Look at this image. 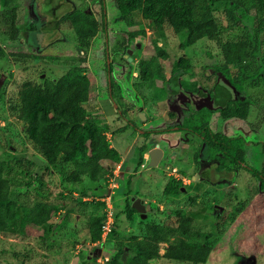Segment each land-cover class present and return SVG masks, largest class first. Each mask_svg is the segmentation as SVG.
I'll return each instance as SVG.
<instances>
[{
    "label": "rangeland",
    "instance_id": "1",
    "mask_svg": "<svg viewBox=\"0 0 264 264\" xmlns=\"http://www.w3.org/2000/svg\"><path fill=\"white\" fill-rule=\"evenodd\" d=\"M11 7L18 9L20 34L13 43L8 41L10 44L4 46L7 54L0 58V160L9 161L13 193H20L21 199L27 202L35 195L38 198L44 195L47 201L58 203V207L62 205V210L53 218V230L46 237H42L45 232L42 227L27 226L24 233H0V264H102L115 254L117 242L124 243L131 235L143 236L146 222L175 226V209H185L192 215L194 232L211 234V252L204 264H264L262 82L247 83L243 92L238 93L252 102L246 120L222 119L214 110L210 116L214 132L229 137L243 136L245 156L235 165L221 154L211 155L208 146L188 128L175 130L183 117L197 111L183 107L184 87L207 92L221 79L215 68L219 59L217 48L207 39L181 51V37L170 32L166 40L154 44L152 41L158 38L151 23L139 12L133 13L132 24L126 23L114 0H12ZM74 8L90 12L98 22L97 33L90 38L88 49L77 47V35L66 24L54 28L55 18ZM215 17L226 24L220 11ZM134 32L139 34L128 42V34ZM235 34L233 28L223 30L224 38H232ZM125 43H128L126 47ZM127 49L131 52L127 53ZM160 52L169 55L167 64H163L166 78L171 75L177 56L190 67L180 74L181 86L177 93H170L159 79L145 82L140 78V61ZM107 56L112 58L113 71L108 69ZM80 57L84 59L80 66L93 78L95 86L94 98L84 106L89 117L101 121L110 145L120 153L123 161L117 180L113 182L125 192L133 176L132 191L126 196L117 188L111 191L110 186L107 196H101L110 177L96 183L84 177L82 182L68 185L58 171L45 167L11 109L18 102L22 84L41 82L44 78L56 79L77 64ZM257 57L264 68V52H259ZM110 79L113 81L111 87ZM221 83L230 96L238 95L224 81ZM215 105L211 98L198 110L202 107L213 109ZM166 129L170 130L156 133ZM143 132L147 135H142ZM143 143L149 149L158 146L163 150L157 166L149 167V159L144 158L140 166L136 165L137 146ZM170 168L178 170V180L184 178L181 180L183 187L174 195L164 193ZM252 171H256L260 179ZM83 193L89 197H82ZM61 194L65 198H61ZM95 195L96 200L91 198ZM131 197L142 200L144 217L130 209L128 216L125 200L131 201ZM99 200L112 206L109 211L113 218L116 216L115 231L103 241L91 243L86 216L101 215L104 209L108 212L107 206H96ZM214 205L222 209L214 210ZM68 208L73 210L66 219L64 213ZM166 246L167 243H160V255ZM149 264L189 263L160 257L150 260Z\"/></svg>",
    "mask_w": 264,
    "mask_h": 264
},
{
    "label": "trees",
    "instance_id": "2",
    "mask_svg": "<svg viewBox=\"0 0 264 264\" xmlns=\"http://www.w3.org/2000/svg\"><path fill=\"white\" fill-rule=\"evenodd\" d=\"M114 1L117 11L126 23L132 24L134 12H139L143 19L151 23L158 38L152 41L154 44L159 40H166L171 32L181 37L179 43L181 51L203 39L216 46L219 59L215 68L221 79L211 90L204 93L214 99L216 105L213 109L202 107L195 111L194 115L183 117L181 125L175 130L188 128L208 146L211 155L221 154L233 164H240L246 152L243 136L229 137L214 132L210 127V116L215 111L222 119L246 120L252 102L241 98L238 93L243 92L247 83L256 85L262 82L264 95V68L257 57L259 52H264V0ZM11 3L12 0H0V58L7 54L4 46L8 41L13 43L20 34L17 27L18 9L11 7ZM218 11L226 21L225 25L215 17ZM42 17L45 19V16ZM64 24L77 35V47L88 49L90 38L94 37L98 30V22L93 14L83 8L68 10L55 18L54 28L58 29ZM231 28L235 29V36L224 38L223 30ZM138 34L129 33L128 42ZM127 45L128 43H125L124 47ZM168 59L169 55L166 52L151 55L150 58L140 61L138 72L142 81L159 79L165 83L169 92L174 94L181 86L180 74L190 67L187 61L177 56L172 63L171 75L166 78L163 64H167ZM83 60V57H80L77 64H73L56 79L26 81L18 92L17 104L11 106L23 125L26 138L44 160L45 167L50 166L58 171L68 185L80 183L84 177L93 183L101 179L106 181L108 177L112 178L113 169L122 161L120 153L110 145L101 121L89 117L84 106L94 98L95 86L93 78L80 66ZM112 63L110 57L107 65L110 71H113ZM221 81L238 95L230 96ZM112 84L113 81L110 79V85ZM184 89L203 91L189 86ZM262 112L264 114V107ZM171 117L174 118L173 115ZM141 134L147 135L146 132ZM148 149L144 143L137 146L135 160L137 166L144 162L143 154ZM224 168L231 170L230 167ZM9 173V161L0 160V233H24L26 227L30 226L45 228L42 237L48 236L53 230L52 220L60 214L62 205L58 207V203L47 201L44 195L42 198L35 195L29 202L21 199L20 193L12 191ZM252 173L258 175L256 171ZM132 177L130 176L127 182L125 192L117 186L112 190L117 188L116 190L122 192L124 196L130 194ZM166 182L164 187L166 195L177 194L183 187L181 180L172 176H169ZM263 184L264 180L261 179V185ZM108 187L109 182L102 189L104 191L102 197L107 196ZM60 196L65 198L63 194ZM83 196L89 197L86 193H83ZM95 197L96 195L91 198L96 200ZM125 202L129 217V209L133 213L138 212L132 207V201ZM95 204L106 207L104 200H99V203ZM72 210L65 209L66 219ZM174 214L177 218L175 226L146 222L143 236L131 235L126 242H117L115 254L102 264H149L150 260L160 257L189 264H204L211 252V234L194 232L192 215L185 209H175ZM105 216V209L101 215L92 213L86 216L89 242L95 243L101 239ZM115 220L116 216L109 236L115 231ZM160 243H167L162 255L159 254Z\"/></svg>",
    "mask_w": 264,
    "mask_h": 264
},
{
    "label": "water",
    "instance_id": "3",
    "mask_svg": "<svg viewBox=\"0 0 264 264\" xmlns=\"http://www.w3.org/2000/svg\"><path fill=\"white\" fill-rule=\"evenodd\" d=\"M131 50L127 49V53H130ZM107 63L109 64V57L107 56ZM197 95L195 92H191V91H184L183 95H182V99L184 101H189L191 107L194 110H198V108L201 106V104H198L197 102ZM196 104H195V102ZM202 102H206V98L202 99ZM148 156H149V161H148V165L149 167H155L158 165V163L160 162L162 156H163V150L158 147V146H154L151 149L148 150ZM131 205L133 208H135L138 212L142 213L144 210V204L142 202V200L138 197H131ZM222 209L221 206L218 205H214V210H218L220 211ZM145 214L142 213V217H144Z\"/></svg>",
    "mask_w": 264,
    "mask_h": 264
},
{
    "label": "built area",
    "instance_id": "4",
    "mask_svg": "<svg viewBox=\"0 0 264 264\" xmlns=\"http://www.w3.org/2000/svg\"><path fill=\"white\" fill-rule=\"evenodd\" d=\"M106 136H107V138H108V134L106 133ZM109 139V138H108ZM144 157H145V159L146 160H148V154L147 153H145V155H144ZM121 163H119V164H117L116 166H115V168L113 169V176H112V178H111V180H110V183H109V186H110V190L112 191V189L114 188V187H116L117 186V183L116 182H113L114 180H116V178H117V172H118V170L120 169V167H121V165H120ZM115 169H116V171H115ZM169 170V175L168 176H172V177H174V178H176V179H179L180 177L177 175V169L176 168H170V169H168ZM114 171H115V173H114ZM181 180H184V178H181ZM107 206V208H106V211H107V209H108V212H106L107 214H106V216H105V220H104V222H103V225H102V234H101V240L103 241L104 239H105V236H107L110 232H111V229H112V225H113V222H114V218L112 217V215H111V213H110V209L112 208V206L111 205H106ZM106 260V259H105Z\"/></svg>",
    "mask_w": 264,
    "mask_h": 264
},
{
    "label": "flooded vegetation",
    "instance_id": "5",
    "mask_svg": "<svg viewBox=\"0 0 264 264\" xmlns=\"http://www.w3.org/2000/svg\"><path fill=\"white\" fill-rule=\"evenodd\" d=\"M130 59V58H129ZM110 87H111V85H110ZM111 89V88H110ZM183 92L184 91H191V92H195L196 93V95H197V103L198 104H201V105H205V104H207L208 102H209V99H211V97L209 96V95H207V94H204V93H206V92H204V90L203 91H201V90H182ZM110 97H111V94H110ZM203 98H206V102L204 103V102H202V99ZM214 101V99H212V102ZM195 102V101H194ZM196 102H195V104H196ZM182 103H183V107L185 108V110H188L189 111V107H191V105H190V102L189 101H184L183 99H182Z\"/></svg>",
    "mask_w": 264,
    "mask_h": 264
},
{
    "label": "crops",
    "instance_id": "6",
    "mask_svg": "<svg viewBox=\"0 0 264 264\" xmlns=\"http://www.w3.org/2000/svg\"><path fill=\"white\" fill-rule=\"evenodd\" d=\"M144 155H145V153H144ZM144 159H145V157H144ZM123 161H121L120 163H122ZM121 165V168H122V164H120Z\"/></svg>",
    "mask_w": 264,
    "mask_h": 264
},
{
    "label": "clouds",
    "instance_id": "7",
    "mask_svg": "<svg viewBox=\"0 0 264 264\" xmlns=\"http://www.w3.org/2000/svg\"><path fill=\"white\" fill-rule=\"evenodd\" d=\"M148 159H149V157H148ZM148 161V160H147ZM178 171V170H177Z\"/></svg>",
    "mask_w": 264,
    "mask_h": 264
}]
</instances>
